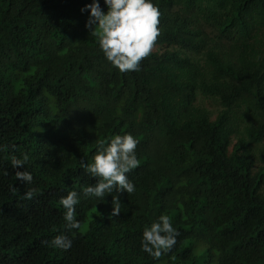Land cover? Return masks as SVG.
I'll use <instances>...</instances> for the list:
<instances>
[{
  "label": "trees",
  "instance_id": "trees-1",
  "mask_svg": "<svg viewBox=\"0 0 264 264\" xmlns=\"http://www.w3.org/2000/svg\"><path fill=\"white\" fill-rule=\"evenodd\" d=\"M153 2V49L120 73L85 27L91 0H0V264H264V0ZM124 133L136 190L113 216L115 193L83 196L81 162ZM161 214L179 235L153 259L140 239Z\"/></svg>",
  "mask_w": 264,
  "mask_h": 264
},
{
  "label": "clouds",
  "instance_id": "clouds-1",
  "mask_svg": "<svg viewBox=\"0 0 264 264\" xmlns=\"http://www.w3.org/2000/svg\"><path fill=\"white\" fill-rule=\"evenodd\" d=\"M91 0L80 11L88 12L85 27L97 37V42L103 57L120 73L140 70V62L150 55L154 43L159 36L158 27L160 11L153 0ZM139 143L131 133L115 135L107 143L97 141V149L91 163L82 161V167L91 177L96 178L94 184L82 187L84 197L100 198L102 201L107 194L112 195V215L120 213V193L132 194L136 188L128 178V173L137 168L139 161L136 147ZM2 150V149H0ZM29 156L11 160L13 168L26 165ZM5 175L7 172L5 171ZM16 180L26 184L33 181L30 171L15 172ZM31 190L24 194L25 199H31ZM80 202V194L73 190L62 196L60 205L65 209L63 220L69 231L81 228V223L75 218L76 205ZM178 230L173 227L170 218L161 214L150 225L145 226L141 239V251L153 259H159L176 244ZM50 245L67 250L72 246V240L65 234L52 238Z\"/></svg>",
  "mask_w": 264,
  "mask_h": 264
}]
</instances>
